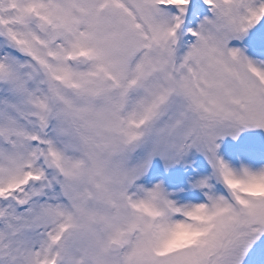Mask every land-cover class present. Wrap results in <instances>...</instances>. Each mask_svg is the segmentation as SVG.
<instances>
[{
    "label": "snow or ice",
    "instance_id": "obj_1",
    "mask_svg": "<svg viewBox=\"0 0 264 264\" xmlns=\"http://www.w3.org/2000/svg\"><path fill=\"white\" fill-rule=\"evenodd\" d=\"M0 264H264V0H0Z\"/></svg>",
    "mask_w": 264,
    "mask_h": 264
}]
</instances>
